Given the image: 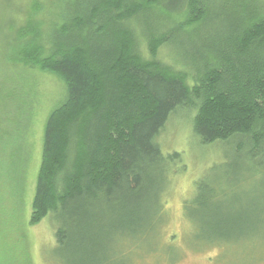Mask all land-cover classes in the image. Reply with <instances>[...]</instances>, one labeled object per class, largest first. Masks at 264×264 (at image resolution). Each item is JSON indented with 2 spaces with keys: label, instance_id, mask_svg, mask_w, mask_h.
Wrapping results in <instances>:
<instances>
[{
  "label": "trees",
  "instance_id": "obj_1",
  "mask_svg": "<svg viewBox=\"0 0 264 264\" xmlns=\"http://www.w3.org/2000/svg\"><path fill=\"white\" fill-rule=\"evenodd\" d=\"M218 1L80 0L45 34L34 25L18 32L24 42L13 62L65 87L43 127L28 218L36 226L51 215L63 257L94 264L102 222L128 237L145 235L150 218L166 222L163 195L181 156L164 155L157 138L179 110L191 113L202 145L226 143V172L243 160L264 174V6L239 0L230 13L237 3ZM202 33L201 46L191 45ZM181 44L190 45V72L157 59L162 46ZM195 189L185 208L210 217L211 181ZM254 199L264 202V192Z\"/></svg>",
  "mask_w": 264,
  "mask_h": 264
},
{
  "label": "rangeland",
  "instance_id": "obj_2",
  "mask_svg": "<svg viewBox=\"0 0 264 264\" xmlns=\"http://www.w3.org/2000/svg\"><path fill=\"white\" fill-rule=\"evenodd\" d=\"M79 1L0 0V264L78 262L55 250L51 215L28 226L43 127L49 113L62 103L65 87L55 75L13 61L24 42L18 37L20 29L34 25L45 34L61 25ZM232 1L237 5L228 0L232 5L226 10L239 13V0ZM254 1L264 6V0ZM222 3L226 2H217ZM141 22H133L138 31ZM204 36L192 37L191 45L200 47ZM138 41L142 56L149 58L143 39ZM189 46H162L157 59L190 72ZM190 114L173 113L157 138L164 155L181 156L163 195L166 222L150 218L140 228L151 226L141 237L118 236L110 226L116 222H102L100 248L91 250L94 264H264V202L254 199L264 192V174L250 173L243 160L236 170L226 172L229 147L220 142L202 145L193 135ZM201 179L210 180L216 194L210 217L197 207L185 208Z\"/></svg>",
  "mask_w": 264,
  "mask_h": 264
}]
</instances>
